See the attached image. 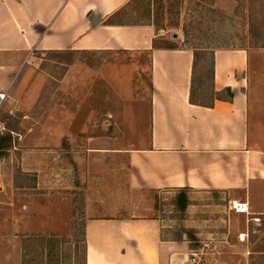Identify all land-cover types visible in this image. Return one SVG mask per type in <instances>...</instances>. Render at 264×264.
<instances>
[{"label": "crops", "instance_id": "0c3cea01", "mask_svg": "<svg viewBox=\"0 0 264 264\" xmlns=\"http://www.w3.org/2000/svg\"><path fill=\"white\" fill-rule=\"evenodd\" d=\"M130 2L0 0V56L19 60L33 52L149 55L148 136L140 148L123 153L130 165V187L186 191L190 201L187 226L196 224L204 233L208 226L224 223L227 228L226 234L209 232L214 261L223 260L218 247L228 244L222 252L248 264L245 247L250 223L264 216V59L257 61L254 76L250 62L253 53L264 58V51H216L215 90L231 88L233 97L193 103L194 51L153 48L156 38L152 25L116 22L115 14ZM74 64L67 65L59 80L66 95L70 94L66 81ZM30 67L31 71L15 83L11 79L13 67L0 70V91L12 87V95L29 106L51 78L41 71L39 61ZM93 71L98 76V71ZM253 84L259 90L255 94ZM27 147L18 150L21 154L17 159L10 151L11 155H0V264H24L28 238L70 225L61 201L50 195L43 200L37 193L48 176L51 180L55 177L52 169L63 162L67 148ZM44 151L49 152L47 158L41 155ZM16 164L22 178L33 177L35 185H17ZM47 170L50 175L44 173ZM224 197L229 199V209ZM233 205H242L244 210L235 211ZM163 228L158 218H87L83 225L86 264H191L189 258L195 249L190 242L163 238Z\"/></svg>", "mask_w": 264, "mask_h": 264}, {"label": "rangeland", "instance_id": "374dc122", "mask_svg": "<svg viewBox=\"0 0 264 264\" xmlns=\"http://www.w3.org/2000/svg\"><path fill=\"white\" fill-rule=\"evenodd\" d=\"M208 1L131 0L115 19L119 23L152 25L159 43L170 41L181 49L196 51V93L203 103L229 97L225 91L217 92L213 83L216 51H264V0ZM259 57L257 53L251 55L252 76L258 71L257 61L264 59ZM23 58L19 61L14 56H0L1 71L14 68L13 83L31 71L33 61H39L41 71L51 78L30 106L12 95V87L0 91L9 94L0 109V140L11 139L4 153H12L16 159L21 154L18 150L26 146L67 148L63 162L52 169L55 177L51 180L48 176L37 193L43 200L54 197L61 201L60 208L70 224L64 230L28 238L24 264H86L83 225L87 218L102 216L158 218L163 222V238L189 241L195 249L189 263L241 264L222 252L230 247L228 244L218 247L223 260L214 261L209 232L226 234L227 228L224 223L208 226L204 233L196 224L187 226L190 218L178 206L181 192L130 187V165L123 153L140 148L148 136L149 55L33 52ZM73 63L66 81L70 94L66 95L59 80ZM88 83L90 86H84ZM252 91H259L255 84ZM41 155L47 158L49 152ZM16 167L20 179L17 185H35L33 177L23 179L18 164ZM48 171L44 173L50 175ZM224 199L229 209V199ZM247 239L248 264H264V216L250 223ZM232 249L241 255L237 247ZM194 254L196 262L191 261Z\"/></svg>", "mask_w": 264, "mask_h": 264}, {"label": "trees", "instance_id": "16d2710c", "mask_svg": "<svg viewBox=\"0 0 264 264\" xmlns=\"http://www.w3.org/2000/svg\"><path fill=\"white\" fill-rule=\"evenodd\" d=\"M198 1L199 2H204L206 0H198ZM209 1L212 2L214 0H209ZM124 8L121 11H119L117 14H115V17H117L122 11H124ZM121 24H135V23H124V22H121ZM162 44H164V45H162ZM162 44L159 43V41L155 40L154 43H153V48H162V49H178L179 48L176 43H173V42H170V41H166V42H164ZM194 57H195V60H194L193 79H192V87H191V102L199 103L200 101L197 100V93H196V83H197L196 82V65H197V63H196V51H194ZM213 70H214V68H213ZM213 74H214V71H213ZM225 92L228 93L230 98L233 97V91H232L231 88H227L225 90ZM10 140L11 139L1 138V140H0V155L1 156L5 155L4 151L7 150V147L5 146V144H7L8 142L10 143ZM179 193H180V196L178 197L179 198L178 199V201H179L178 206L185 213L186 210H187V207L190 204V201L188 199L186 191H179Z\"/></svg>", "mask_w": 264, "mask_h": 264}, {"label": "built area", "instance_id": "2783aa9c", "mask_svg": "<svg viewBox=\"0 0 264 264\" xmlns=\"http://www.w3.org/2000/svg\"><path fill=\"white\" fill-rule=\"evenodd\" d=\"M8 96H9L8 92L0 93V109L2 108L3 104L6 102ZM234 208L236 211L239 212V209L236 206H234ZM193 256L194 257L191 259V261L196 262L197 261L196 255L194 254Z\"/></svg>", "mask_w": 264, "mask_h": 264}, {"label": "bare ground", "instance_id": "6f19581e", "mask_svg": "<svg viewBox=\"0 0 264 264\" xmlns=\"http://www.w3.org/2000/svg\"><path fill=\"white\" fill-rule=\"evenodd\" d=\"M236 207L239 209V212L244 210V209H241L242 205H239V206H236Z\"/></svg>", "mask_w": 264, "mask_h": 264}]
</instances>
